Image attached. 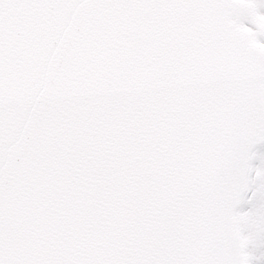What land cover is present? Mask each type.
<instances>
[{
	"label": "snow or ice",
	"instance_id": "6c2138e0",
	"mask_svg": "<svg viewBox=\"0 0 264 264\" xmlns=\"http://www.w3.org/2000/svg\"><path fill=\"white\" fill-rule=\"evenodd\" d=\"M0 264H264V0H0Z\"/></svg>",
	"mask_w": 264,
	"mask_h": 264
}]
</instances>
